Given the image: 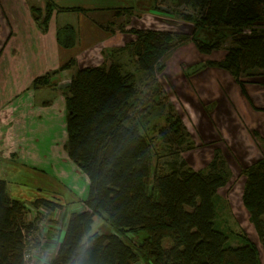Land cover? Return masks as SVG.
<instances>
[{
	"label": "trees",
	"instance_id": "trees-1",
	"mask_svg": "<svg viewBox=\"0 0 264 264\" xmlns=\"http://www.w3.org/2000/svg\"><path fill=\"white\" fill-rule=\"evenodd\" d=\"M169 1L190 10L178 15L191 27L190 32L134 30L136 38L129 47L117 48H130L138 70L145 74L143 89L137 85L135 72L115 62L79 67L69 79L64 149L86 174L88 189L81 210L69 213L49 264H260L255 244L244 233V243L229 246L226 235L213 226L212 200L228 175L218 150L205 170L175 158L162 167L153 165L147 124L152 107L162 104L156 74L174 41L190 37L201 53H208L228 38L223 57L203 65L221 68L241 84V77L264 73V0ZM54 9L80 10L46 0L43 12L31 4L32 17L42 31ZM55 38L60 48H72L76 30L63 24L57 27ZM75 62L70 58L52 72L35 77L32 86L50 85L52 75ZM165 124L160 129L162 139L181 145L188 136L181 117L169 114ZM260 147L262 156L239 173L244 177L241 203L264 255V146ZM32 206L52 210L61 205L37 198ZM27 211L22 200L9 195L6 181L0 178V264H25L23 232L37 230L39 219V214L27 219ZM96 216H103L113 232H92ZM140 234L144 235L137 240ZM130 235L136 240L131 241Z\"/></svg>",
	"mask_w": 264,
	"mask_h": 264
},
{
	"label": "rangeland",
	"instance_id": "rangeland-1",
	"mask_svg": "<svg viewBox=\"0 0 264 264\" xmlns=\"http://www.w3.org/2000/svg\"><path fill=\"white\" fill-rule=\"evenodd\" d=\"M26 2H28L29 8H27ZM26 2L0 0V178L6 181L10 196L25 203L28 210L27 219L30 220L35 218V207L32 206V202L38 197L56 202L59 200L58 202L60 203L58 204L61 206L56 208L68 214L69 206L73 203L70 198L78 197L79 200L77 201H81L87 194L88 181L86 174L65 154V151H58V147H61L62 144L64 148L66 142L62 138L64 133L66 135L64 125L65 112L62 116L60 112L55 111L57 122L54 128H44V124L42 126V123L36 121L33 123V120L23 121L22 123L26 124L24 133L29 140L27 143L24 140L25 135L17 133L18 124L22 123L15 122V114L12 117L10 115V109L15 105V100H20L24 94H28L31 99H34L33 104L38 106L41 102L47 101L48 98H53L52 95L54 93L40 91L31 96L30 91L34 89L36 91V88L32 86L33 79L47 73L44 72L40 75L42 71H46L43 70L46 69L43 68L46 59H50L54 54L48 39L44 40L46 51L42 49L41 40L36 37L35 32L39 30L43 33L42 35H46L49 26L51 24L55 25V18L51 19L50 17L47 29L42 31L38 24L35 23L28 9H30L31 4H34L40 6L45 12L46 0H26ZM62 3L68 2L62 1ZM138 5L146 10L142 12L141 10H134L133 7L131 9L128 7L120 9L123 14V20L120 22L122 23L120 24L121 26L118 24L117 27L133 35L131 36L132 40L123 47L128 46L136 38L134 30L149 28L172 33H187L191 31L189 25L179 23L178 21L180 20L177 19L181 11H183L182 13L190 11L187 8H177L169 0H138ZM158 8L159 13H156ZM55 10L57 9L53 10V14ZM83 10L80 8L79 11ZM67 11L73 12L71 10ZM155 15H159V18ZM68 16L71 15L58 16V23H62L64 19L69 18ZM131 20H133V24L129 28L124 29L130 24ZM106 29H109V25L106 26ZM199 37L201 35H198ZM229 44L230 41L226 38L218 49L208 53H201L190 37L181 43L173 42L172 47L163 55L159 62L163 64V68L156 74V77L162 88V104L151 109L147 124L148 136L153 146V165L158 163L159 167L164 166L166 161L175 158L177 160L183 159L193 169L205 170L207 163L211 160L215 151L218 150L219 156L224 159L228 175L225 185L217 190L212 200L215 210L213 226L226 235L225 244L229 246L244 243L246 240L241 236L244 233L247 240L255 244L259 263L264 264L263 248L258 241L253 226L247 219L246 210L241 203L244 181L243 175L239 173L243 164L240 160L241 156L235 155L231 157L225 154L227 143L224 144V142L227 137L222 125H226V121L224 120L219 124V133L222 139L216 142L206 140L209 130L205 129L206 124L202 123V121L196 125L197 131H195L194 135L186 129L188 136L185 137L181 145L170 142V140L164 141L160 131L161 128L166 126L165 118L169 114L181 115L178 107L180 104L190 110L196 107L194 103H191V106L184 104L178 96H175V89L170 87L169 80H174V76L179 72V69L185 78L200 72L204 67H208L203 65L205 61H208L207 59H216L218 51H224ZM121 51L123 52L118 53ZM121 51H118L117 48H112V50L104 48L102 50L101 47L97 55L102 63L109 64L107 62L109 59L107 53H114L116 56H114V61L112 62L121 64L123 70L135 72L137 85L143 89L145 74L138 70L135 57L132 55L130 48H124ZM118 54L121 55L119 56ZM60 75L62 76L63 74ZM69 79V74L66 73L60 82V85L64 87L60 88L61 86H58L59 91L57 90V93H60L63 99L65 98V93H67L66 86ZM52 85L50 81V85L47 86L52 88ZM20 88L23 89L20 90ZM22 90L25 93L21 94V97L14 96L13 93L19 94V91ZM169 104H171V107ZM199 106L205 109V102L200 103ZM189 117L191 120L190 125L191 122L193 123V119L190 115ZM226 118L231 120V114ZM233 130L232 125H230L228 133L232 134ZM198 133L202 136L199 137ZM190 134H192V138ZM40 135L43 136L41 144H36V140ZM253 136L255 137V135ZM255 139L260 142V146H264L262 140L257 137ZM48 214H41L36 218L42 220L44 218L46 220L48 219ZM59 216L60 218L58 217L56 222L57 224H62L63 213H60ZM95 231L104 234L113 232L103 216L94 217L92 232ZM59 232L61 233L60 230L55 233ZM143 235L140 234L137 240L141 239ZM128 237L132 238L131 241L136 240L135 236L130 235ZM127 242L129 241L127 240ZM165 243L166 240L163 241V244ZM43 254L39 256L40 259L36 260V264H40L43 258H47L48 253ZM136 264L142 263L137 262Z\"/></svg>",
	"mask_w": 264,
	"mask_h": 264
},
{
	"label": "crops",
	"instance_id": "crops-1",
	"mask_svg": "<svg viewBox=\"0 0 264 264\" xmlns=\"http://www.w3.org/2000/svg\"><path fill=\"white\" fill-rule=\"evenodd\" d=\"M20 1L26 2V0ZM52 1L60 7H78L84 10L73 12L55 10L54 14L52 13L51 16V19L55 18V25L51 24V26H49L46 35H42L43 33H41V31L36 30V37L41 40L42 49L46 51L44 40L48 39L54 53L50 59H46L45 64L43 65V68H46L43 70L46 71H42L40 75L44 72H51L57 69L62 63L70 58L75 59L76 65L72 66L70 69H65L52 75V88L44 86L37 88L36 91L35 89L30 91L32 94L31 96H34L35 93L40 91L54 92L55 94L53 93L52 95L53 98H48L47 101H43L37 106L33 104L34 99H31L28 94H24L20 100H15V105L10 109L11 117L15 114V122L22 123L23 121L33 120V123L36 121L42 123V126L44 124V128H54V125L57 122L55 111L60 112L62 116L64 115L65 102H63V100L65 99L62 98L60 93H57V90L59 91L58 86H61L60 82L64 75L67 73L69 74V77H71L79 67L101 64L102 61L99 60L97 55V52L101 50V47L102 50L104 48H109L111 50L112 48L119 49L132 40V34L117 27L118 24H122L120 22L123 20V14L120 12V9L127 7L131 9V7H133L134 10L137 9L142 12L146 10L139 7L138 0ZM62 1L68 3H62ZM26 6L29 8L28 2H26ZM28 11L30 15H32L30 9H28ZM156 13H159V8L156 10ZM66 14L71 16L64 19L62 23H58V16H65ZM156 17L159 18V15ZM177 19L180 20L178 16ZM178 22L183 24L181 20ZM66 23L74 26L77 36L75 45L69 49L60 48L57 45L55 38L57 27ZM132 24L133 20H131L130 24H128L127 27H124V29L129 28ZM107 25H109V29H106ZM122 52L123 51L118 53ZM110 53L111 52L107 53V55H109L107 61L109 64L114 61V56H116L114 53ZM118 55L120 56L121 54ZM223 55L224 51L219 50L216 59L207 60L221 59ZM109 64L106 63V65ZM180 72L181 70L179 69V72L174 76V80H169L170 87L175 89V96H178L184 104L191 106L190 104L194 103L196 105L195 108H191L190 110L186 109L184 106L182 107V104L179 103L180 105L178 107L181 112L180 117L185 128L194 135L195 131H197L196 125L202 121V123L206 124L205 129L209 130L206 140L209 142H216L222 139L219 133V124L225 120L226 125H222L226 131L227 137L224 142V144L227 143L225 154L230 155L231 157H234L235 155L238 157L241 156L240 160L243 162L241 168L260 158V142L257 141L255 137L264 141V73H256L248 78L241 77V80L243 81L241 84L237 82L229 72L217 67H204L200 72L191 75L188 78L183 77L182 72ZM60 74L63 75L61 76ZM63 87L64 86H61L60 88ZM21 89L23 88H20V90ZM19 92V94L13 93L14 96L21 97V94L25 93L23 90ZM202 102H205V109H202L201 106H199ZM230 114L232 116L231 120L226 118ZM189 115L193 119V123L191 122L190 125L189 123L191 120ZM230 125H232L234 129L232 134L228 133ZM25 127L26 124L24 123L18 124L17 133H23L25 135ZM252 132H256L257 136L254 137ZM192 134H190L191 138L193 137ZM62 136L65 141L67 134L65 135L64 133ZM200 136L202 135L199 134V137ZM41 138H43V136L40 135L36 140V144H41ZM24 140L26 143L29 141L26 135ZM58 151H65L62 144L61 147H58ZM65 154H67L66 151ZM70 199L73 203L69 206L68 214L63 212V223L66 222L71 211L74 209L78 210L79 208V210H81L82 207V201H77L79 200L78 197ZM58 201L59 200H57V203H60ZM62 235L60 234L59 240Z\"/></svg>",
	"mask_w": 264,
	"mask_h": 264
},
{
	"label": "built area",
	"instance_id": "built-area-1",
	"mask_svg": "<svg viewBox=\"0 0 264 264\" xmlns=\"http://www.w3.org/2000/svg\"><path fill=\"white\" fill-rule=\"evenodd\" d=\"M34 212L36 214L34 217H36L37 214H39L40 216L41 214L44 215L46 213H49L47 215L48 219H37V230L27 234L23 232L25 235V249L23 258L25 260V264H36V260L40 259L39 256H42L44 255L43 253L47 252V258H41L42 260L40 264H49L51 258L56 252L60 234L62 235L65 229L66 222H64L62 225L57 224L56 222L58 217L60 218V213H63V211L57 208L49 210L44 206H39L38 208H34ZM59 230L61 231V233L59 232L60 234H56L55 232Z\"/></svg>",
	"mask_w": 264,
	"mask_h": 264
}]
</instances>
